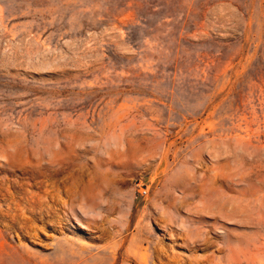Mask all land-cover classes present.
Instances as JSON below:
<instances>
[{
  "label": "rangeland",
  "instance_id": "obj_1",
  "mask_svg": "<svg viewBox=\"0 0 264 264\" xmlns=\"http://www.w3.org/2000/svg\"><path fill=\"white\" fill-rule=\"evenodd\" d=\"M0 264H264V0H0Z\"/></svg>",
  "mask_w": 264,
  "mask_h": 264
},
{
  "label": "built area",
  "instance_id": "obj_2",
  "mask_svg": "<svg viewBox=\"0 0 264 264\" xmlns=\"http://www.w3.org/2000/svg\"><path fill=\"white\" fill-rule=\"evenodd\" d=\"M139 187H141V194L144 196L147 194V189L144 185H137Z\"/></svg>",
  "mask_w": 264,
  "mask_h": 264
}]
</instances>
